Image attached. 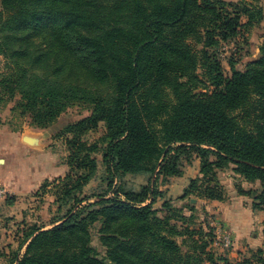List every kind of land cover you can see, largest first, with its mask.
Here are the masks:
<instances>
[{"label":"trees","instance_id":"16d2710c","mask_svg":"<svg viewBox=\"0 0 264 264\" xmlns=\"http://www.w3.org/2000/svg\"><path fill=\"white\" fill-rule=\"evenodd\" d=\"M228 8L217 0H0V105L14 103L10 112L39 129L73 105L91 107L89 118L64 132L68 171L58 180L55 204L83 203L74 195L96 174L97 144L81 138L104 123L103 164L111 178L138 170L151 155L152 171L160 162L158 177H181L180 154L187 164L195 154L201 178L183 199L223 201L215 171L233 165L246 183L259 185L252 209L264 210V37L258 60L242 72L232 66L229 77L215 53L242 27L240 16L246 28L261 16ZM44 30L50 51L34 41L46 37ZM121 194L69 211L48 230L29 229L19 245L23 255L10 264H231L203 241L183 251L176 220L185 218L168 203L159 218L151 209L160 196L154 189ZM97 222L106 260L91 247ZM262 256L257 250L258 264Z\"/></svg>","mask_w":264,"mask_h":264},{"label":"rangeland","instance_id":"374dc122","mask_svg":"<svg viewBox=\"0 0 264 264\" xmlns=\"http://www.w3.org/2000/svg\"><path fill=\"white\" fill-rule=\"evenodd\" d=\"M217 1H224L232 14L237 13L234 8L239 7V15L246 9L250 11L254 9L260 12L261 16L259 18L256 15L255 25L251 28L244 26L247 24V18L240 16L242 27L237 34L233 38L219 42L216 47L215 53L221 72L225 77H229L232 74V66L236 71L242 72L247 65L259 58V48L264 37V0ZM48 32V30L42 31L46 37L36 35L34 41L41 48L50 51L51 37L47 35ZM2 63L0 57V73L3 71ZM77 74L79 78L83 76L79 72ZM204 81L209 87L207 78ZM13 107L14 103L0 105V140L12 149L20 138L22 142L23 140L25 142L26 135L41 142L40 150L36 152V155L39 154L41 157L38 162L43 172L41 176L46 175L49 179L41 182L32 192H26L21 186L23 182L20 181L26 169V162L19 157L18 152L16 153L18 146L14 149L15 152H10L5 159L0 158V190L4 192L3 197H0V264H10L11 261L23 255L24 248L19 249V245L22 242L23 233L29 229L48 230L63 219L69 211L75 213L83 207L95 205L104 199H112L115 192L121 198V193H138L145 187L154 189L160 195L151 205V209L157 212L159 218L162 217L164 203L170 204L179 212L180 217L185 218L176 220L178 231L184 232L182 237L176 238L177 244L183 251L187 250L192 241H203L208 244L207 250H210L214 257H224L231 264L243 261L248 264H258L257 250L262 249L264 253L261 235L264 210H253L252 204L260 188L257 183H246L236 174L235 166L223 164L215 171L216 180L225 193V198L221 202L207 201L195 195L182 198L190 182L201 178L198 160L193 157L195 154H191L192 161L189 164L185 163L187 155L180 154L181 177H158L157 168L160 162L152 171L155 156L151 155L137 165L138 170L123 174L120 178H111L107 173V167L103 164L106 131L105 124L100 123L97 130L88 132L81 138L89 144H97L96 151L91 155L96 164V174L87 186L74 195L83 203L77 204L69 199L65 205L61 206L60 203L55 204V195L60 193L57 192V187H60L59 179L51 176V170L52 168L59 170L61 165L67 162V135L64 134L67 127L89 118L91 107L86 104L73 105L46 129L29 127L27 121L21 118L18 112H10ZM14 134L16 136H13ZM159 147L162 148L161 145ZM31 153L35 154V152ZM210 161L214 159L211 158ZM46 168H50L49 172ZM43 185H46L44 190L41 189ZM241 191L248 193V196L239 195ZM7 199H12L14 202L10 208L4 205ZM100 229L101 222L90 227L91 247L99 259L106 260V249L100 243ZM225 237L229 240L227 247L223 246ZM183 241H185L184 246Z\"/></svg>","mask_w":264,"mask_h":264},{"label":"crops","instance_id":"0c3cea01","mask_svg":"<svg viewBox=\"0 0 264 264\" xmlns=\"http://www.w3.org/2000/svg\"><path fill=\"white\" fill-rule=\"evenodd\" d=\"M13 136H16V135L14 134ZM25 138H24L25 142H24V140L22 142L21 138L19 140H17L16 143L14 144L13 148L16 149V146H18L16 153L18 152L17 154H19V157L20 158L22 157L23 160H25V162H26L25 172L20 177V181L23 182V184L21 186L23 189H25L26 192H32L34 190V188L39 187L41 182H43L46 179H49V177L46 175L41 176L43 174V172H42L41 167L39 168V164H38L41 157L39 154L36 155V152L38 150H40L41 142L37 141V139H34L30 135H26ZM16 139H17V137H16ZM14 149L9 147L7 145V143L1 141L0 142V158L5 159L6 156L10 152H15ZM31 152H35V154L32 155ZM11 155H13V154H11ZM46 169L49 172L50 168L49 169L46 168ZM67 171H68L67 166L65 164H62L61 169H59V170L52 168L51 176H53V178H56V179H59L61 177L63 178L66 175ZM13 205H14V202H13Z\"/></svg>","mask_w":264,"mask_h":264},{"label":"built area","instance_id":"2783aa9c","mask_svg":"<svg viewBox=\"0 0 264 264\" xmlns=\"http://www.w3.org/2000/svg\"><path fill=\"white\" fill-rule=\"evenodd\" d=\"M3 195H4V192H3L2 190H0V197H3ZM228 245H229V240H228L227 237H225V238L223 239V246H224V247H227Z\"/></svg>","mask_w":264,"mask_h":264}]
</instances>
